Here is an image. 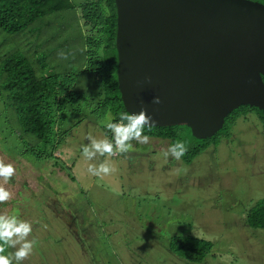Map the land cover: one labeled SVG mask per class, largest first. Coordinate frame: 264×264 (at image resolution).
Instances as JSON below:
<instances>
[{"label": "rangeland", "instance_id": "374dc122", "mask_svg": "<svg viewBox=\"0 0 264 264\" xmlns=\"http://www.w3.org/2000/svg\"><path fill=\"white\" fill-rule=\"evenodd\" d=\"M81 14L80 7L52 14L57 20L41 34L40 20L18 34L0 29V68L15 46L31 47L36 59L52 53L45 67L38 62L40 75L80 72L87 62L81 52L90 47ZM50 34L56 37L45 44ZM96 89L80 76L75 90L83 97L62 102L68 131L56 158L23 154L32 136L17 131L14 110L0 99V158L16 169L5 186L12 199L0 204V213L29 221V239L37 241L22 264H264V229L246 224L248 210L264 198V127L257 112L239 117L229 137L190 163L164 156L172 140L150 137L146 144L132 141V150L110 158L117 171L97 177L89 164L108 158L88 161L82 147L90 135L111 139L105 125L113 116L95 110ZM172 235L203 237L214 247L202 261L183 259L169 249Z\"/></svg>", "mask_w": 264, "mask_h": 264}, {"label": "water", "instance_id": "95a60500", "mask_svg": "<svg viewBox=\"0 0 264 264\" xmlns=\"http://www.w3.org/2000/svg\"><path fill=\"white\" fill-rule=\"evenodd\" d=\"M118 85L155 126L217 134L241 105L264 110V2L115 0ZM155 96L160 104H153Z\"/></svg>", "mask_w": 264, "mask_h": 264}, {"label": "trees", "instance_id": "16d2710c", "mask_svg": "<svg viewBox=\"0 0 264 264\" xmlns=\"http://www.w3.org/2000/svg\"><path fill=\"white\" fill-rule=\"evenodd\" d=\"M259 1L264 2V0ZM76 7H80L82 11L80 19L83 20V24L80 26L90 27L89 34L86 36L90 47L81 52L84 61L87 60V62L80 72L63 75L60 72L51 71L46 75H40L36 69L38 62L40 67H45L52 53L44 54L36 59L37 53L35 51L30 53L31 47L27 53L15 46L4 53L0 68V99L3 96L14 110L19 122L17 131L22 135L32 136V139L27 141L23 154L34 155L37 158L57 157L55 153L59 150L68 131L63 130L64 121L60 119L64 116L62 102L83 97V94H77L75 90L80 76L88 78L97 87L92 96L95 98L96 93L99 92V101L95 110L103 113L110 112L113 116L112 122H119L120 114L128 112L122 100L117 77L115 0H83L79 4L71 0H0V29L18 34L40 20V22L43 21L40 23L43 24L40 26L41 34L45 26L57 20L53 17L49 19V16L71 11ZM73 18L80 21L77 14ZM55 37V34H50L43 38V41L47 44ZM105 53H108V56ZM249 111H256L264 126V110L250 105H241L226 117L224 127L212 137L196 138L190 127L185 124L155 126L151 130L146 127L144 134L149 137L170 139L173 142L186 139V135L191 137L190 143L186 144L188 151L182 157L185 162L190 163L211 145L218 146L222 138L229 137L237 119ZM105 133L112 137L108 129ZM62 167L66 169L65 166ZM71 169L68 166V170ZM246 224L252 228L264 229V198L258 200L248 210ZM213 247V241L195 235H172L169 241V249L174 254L194 262L204 260ZM9 252H12V249H7L5 254Z\"/></svg>", "mask_w": 264, "mask_h": 264}, {"label": "clouds", "instance_id": "9594fccd", "mask_svg": "<svg viewBox=\"0 0 264 264\" xmlns=\"http://www.w3.org/2000/svg\"><path fill=\"white\" fill-rule=\"evenodd\" d=\"M152 103L160 104L161 98L153 97ZM155 125V120L148 115L146 108H141L139 112L121 113L119 122L110 121L105 125L112 134L111 139L88 136L89 143L82 147V156L88 161L96 160L97 157L108 158L99 164L90 163L88 171L97 177L115 173L117 169L110 164V158L132 150V141L138 144L149 143L150 137L144 134V130L146 127L151 130ZM187 151L188 146L183 141L177 140L167 147L164 156L180 161ZM15 174L14 165L0 158V204L12 199L13 194L5 186ZM32 230V224L29 221L15 215L0 213V264H13V262L22 264L29 258L37 244L35 239H29ZM7 249H15V251L5 254Z\"/></svg>", "mask_w": 264, "mask_h": 264}]
</instances>
